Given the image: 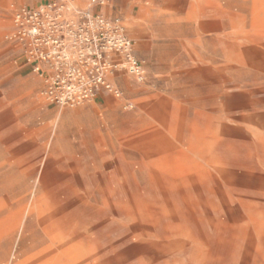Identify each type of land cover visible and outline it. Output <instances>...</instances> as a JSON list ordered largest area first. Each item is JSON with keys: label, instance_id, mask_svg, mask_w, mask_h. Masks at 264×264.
<instances>
[{"label": "rangeland", "instance_id": "1", "mask_svg": "<svg viewBox=\"0 0 264 264\" xmlns=\"http://www.w3.org/2000/svg\"><path fill=\"white\" fill-rule=\"evenodd\" d=\"M48 1L0 0V264H264V0H104L143 78L73 107L9 39Z\"/></svg>", "mask_w": 264, "mask_h": 264}, {"label": "built area", "instance_id": "2", "mask_svg": "<svg viewBox=\"0 0 264 264\" xmlns=\"http://www.w3.org/2000/svg\"><path fill=\"white\" fill-rule=\"evenodd\" d=\"M103 6L104 0H90L85 8L50 0L14 11L9 39L21 46L51 103L73 107L103 93L120 97L112 80L125 68L142 80L133 40L120 18L99 12Z\"/></svg>", "mask_w": 264, "mask_h": 264}, {"label": "crops", "instance_id": "3", "mask_svg": "<svg viewBox=\"0 0 264 264\" xmlns=\"http://www.w3.org/2000/svg\"><path fill=\"white\" fill-rule=\"evenodd\" d=\"M128 35H129V33H128ZM130 36V35H129ZM131 37V36H130Z\"/></svg>", "mask_w": 264, "mask_h": 264}]
</instances>
